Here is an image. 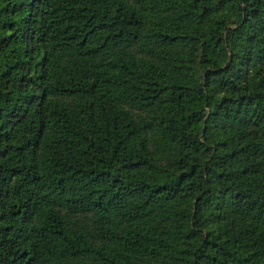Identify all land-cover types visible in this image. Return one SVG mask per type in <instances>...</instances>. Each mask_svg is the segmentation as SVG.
Segmentation results:
<instances>
[{
	"label": "trees",
	"instance_id": "obj_1",
	"mask_svg": "<svg viewBox=\"0 0 264 264\" xmlns=\"http://www.w3.org/2000/svg\"><path fill=\"white\" fill-rule=\"evenodd\" d=\"M33 54L0 264H264V0H0V79Z\"/></svg>",
	"mask_w": 264,
	"mask_h": 264
},
{
	"label": "rangeland",
	"instance_id": "obj_2",
	"mask_svg": "<svg viewBox=\"0 0 264 264\" xmlns=\"http://www.w3.org/2000/svg\"><path fill=\"white\" fill-rule=\"evenodd\" d=\"M8 38L6 39L8 44L20 45V46H29V47H37L38 44L37 39L30 37L26 38L27 43H24V39L16 42V34L17 31L15 29L10 30ZM30 40V41H29ZM30 62H27L23 67L20 68V73L23 74V77L20 79L17 77L18 69L13 70L9 79H0V108L1 113L3 112L4 121H9V123L19 122V126L16 129V133L11 137V143L14 139L18 140L26 133L28 127V123H30L35 117L37 113V102L40 100V92L42 90L41 84L35 77L38 74V67L36 59L30 58ZM28 67V68H26ZM198 74L201 73V66L197 67ZM39 78V77H38ZM6 106H10L6 108ZM6 108V109H3ZM1 119V118H0ZM10 119V120H9ZM2 146H6L3 144ZM6 157L10 160V162H16L19 159L18 150L13 147L9 148L6 152ZM14 179H11L13 184V189L11 191L14 192L19 187V179L22 178V175L16 173L13 176ZM11 193V195L13 194Z\"/></svg>",
	"mask_w": 264,
	"mask_h": 264
}]
</instances>
